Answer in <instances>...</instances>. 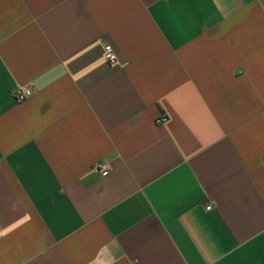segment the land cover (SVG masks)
<instances>
[{"label":"crops","instance_id":"0c3cea01","mask_svg":"<svg viewBox=\"0 0 264 264\" xmlns=\"http://www.w3.org/2000/svg\"><path fill=\"white\" fill-rule=\"evenodd\" d=\"M131 263L264 264V0H0V264Z\"/></svg>","mask_w":264,"mask_h":264},{"label":"built area","instance_id":"2783aa9c","mask_svg":"<svg viewBox=\"0 0 264 264\" xmlns=\"http://www.w3.org/2000/svg\"><path fill=\"white\" fill-rule=\"evenodd\" d=\"M103 55H104L105 62L107 64L111 65L115 63L116 55L110 45L104 46ZM31 94H32V89L29 87H19L12 92L13 99L17 103L24 101ZM155 122L157 124H163L166 122V117L164 115H161L155 120ZM93 170L97 172L100 176L104 177L108 175L110 171V166H109V163L107 162L97 163L94 165ZM210 208H211L210 206H207L205 209L210 210ZM131 264H135V263H131Z\"/></svg>","mask_w":264,"mask_h":264}]
</instances>
